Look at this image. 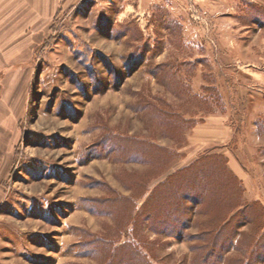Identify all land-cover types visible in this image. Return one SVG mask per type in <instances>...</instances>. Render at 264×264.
Wrapping results in <instances>:
<instances>
[{
  "label": "rangeland",
  "instance_id": "rangeland-1",
  "mask_svg": "<svg viewBox=\"0 0 264 264\" xmlns=\"http://www.w3.org/2000/svg\"><path fill=\"white\" fill-rule=\"evenodd\" d=\"M0 264H264V0H0Z\"/></svg>",
  "mask_w": 264,
  "mask_h": 264
},
{
  "label": "crops",
  "instance_id": "crops-1",
  "mask_svg": "<svg viewBox=\"0 0 264 264\" xmlns=\"http://www.w3.org/2000/svg\"><path fill=\"white\" fill-rule=\"evenodd\" d=\"M230 163H231V168H232V170L234 171V172H238V167L236 166V162L235 161H232L231 159H230ZM241 174V173H240Z\"/></svg>",
  "mask_w": 264,
  "mask_h": 264
},
{
  "label": "trees",
  "instance_id": "trees-1",
  "mask_svg": "<svg viewBox=\"0 0 264 264\" xmlns=\"http://www.w3.org/2000/svg\"><path fill=\"white\" fill-rule=\"evenodd\" d=\"M170 176H171V175H170ZM170 176H169V177H170ZM172 176H173V175H172ZM163 182H166V181H163ZM163 182H162V183H163ZM144 203H145V202H144ZM168 211H170V210H168ZM167 213H169V212H167ZM144 215H146V213H144ZM256 241H257V243H258V242H259V238H258Z\"/></svg>",
  "mask_w": 264,
  "mask_h": 264
}]
</instances>
